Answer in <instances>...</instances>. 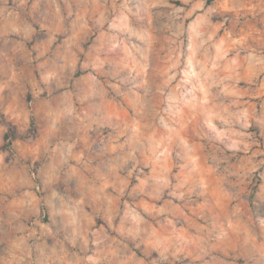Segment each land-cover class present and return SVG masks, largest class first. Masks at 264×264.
Here are the masks:
<instances>
[{
  "label": "clouds",
  "instance_id": "obj_1",
  "mask_svg": "<svg viewBox=\"0 0 264 264\" xmlns=\"http://www.w3.org/2000/svg\"><path fill=\"white\" fill-rule=\"evenodd\" d=\"M0 264H264V0H0Z\"/></svg>",
  "mask_w": 264,
  "mask_h": 264
}]
</instances>
